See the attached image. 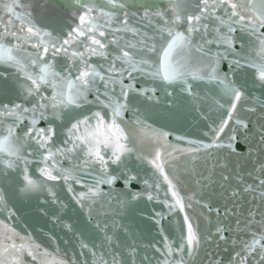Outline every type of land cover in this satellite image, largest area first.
<instances>
[{
  "label": "snow or ice",
  "instance_id": "6c2138e0",
  "mask_svg": "<svg viewBox=\"0 0 264 264\" xmlns=\"http://www.w3.org/2000/svg\"><path fill=\"white\" fill-rule=\"evenodd\" d=\"M0 217V264H264V0H0Z\"/></svg>",
  "mask_w": 264,
  "mask_h": 264
},
{
  "label": "water",
  "instance_id": "95a60500",
  "mask_svg": "<svg viewBox=\"0 0 264 264\" xmlns=\"http://www.w3.org/2000/svg\"><path fill=\"white\" fill-rule=\"evenodd\" d=\"M184 131L185 132H190V133H192V134H198V132H197V128H196V126H195V122H193V121H189L188 122V126L187 127H185V129H184ZM136 163H138V162H135V161H133V165H135ZM0 218H2V217H0ZM141 229L143 230L144 229V226L143 225H141ZM61 235H62V233H61ZM151 235H155V232L153 231L152 233H151ZM65 239H67V237H65ZM62 247H63V245H61ZM51 250V249H50ZM197 264H199V261L197 262Z\"/></svg>",
  "mask_w": 264,
  "mask_h": 264
}]
</instances>
